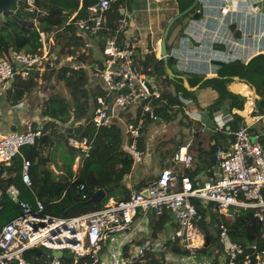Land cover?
I'll return each mask as SVG.
<instances>
[{
  "label": "built area",
  "instance_id": "obj_1",
  "mask_svg": "<svg viewBox=\"0 0 264 264\" xmlns=\"http://www.w3.org/2000/svg\"><path fill=\"white\" fill-rule=\"evenodd\" d=\"M127 0H98L88 7V14L78 19L77 36L82 39L80 52L93 58L91 64L78 60L79 52L64 57L71 69H91V87L100 88L94 99L96 107L86 122L95 128L115 126L123 140L120 151L132 153L134 164L141 162L143 151L138 148L144 123L156 120L154 102L163 101L167 90L151 68L135 62L134 38L128 34L129 15L114 3ZM236 3L237 1L234 0ZM242 12L246 9L260 14L259 4L264 0H238ZM82 0H79L81 7ZM232 0H221L218 12L225 17L231 11ZM19 0L17 7L19 8ZM24 10L31 22L38 26L40 16L46 14L35 7V0H24ZM237 9V5H232ZM70 13L65 26L77 15ZM263 14V13H262ZM54 34H40L42 47L34 53L10 51L0 59V91L12 85L17 76L27 79L32 70H41L47 60ZM160 56V55H159ZM161 60V56L159 57ZM112 97H110V95ZM255 110L252 107L251 116ZM264 112L252 117V123L240 120V126L229 131L230 143L217 146L215 161L218 169L207 174L191 175L193 156L190 144L180 145L165 162L155 180L128 196L103 204L95 211L71 217H54L45 213L44 203L34 196L33 203L19 200L20 192L14 186L7 188L9 198L19 207V214L0 226V264H150L154 257L162 264H264V249L256 243L234 242L225 224L220 223L217 241L202 251L203 234L198 226L199 209L212 210L226 218H233L241 210L253 211L259 222H264V146L259 140L262 130L251 131L261 125ZM50 118L41 115L35 124L27 122L21 131L0 128V162L9 164L21 156L20 149L32 146L46 134L44 124ZM63 128L65 126L59 125ZM264 124H262V128ZM223 129L222 125L218 130ZM64 133V131H63ZM128 142V143H126ZM66 144L78 151L74 158L76 172L82 160L92 150V140L67 136ZM31 163L23 158L20 171L22 183L31 187ZM214 174V176H213ZM76 179V176L71 180ZM81 200L88 194L83 183L76 187ZM211 205V207H210ZM3 206L0 205V210ZM167 217L162 233L152 237L154 218ZM152 238L137 244L138 236ZM44 247L49 252L46 261L28 262L26 251ZM175 249H178L175 251ZM52 251L71 253L70 259L51 257ZM64 260H69L65 262Z\"/></svg>",
  "mask_w": 264,
  "mask_h": 264
},
{
  "label": "trees",
  "instance_id": "obj_2",
  "mask_svg": "<svg viewBox=\"0 0 264 264\" xmlns=\"http://www.w3.org/2000/svg\"><path fill=\"white\" fill-rule=\"evenodd\" d=\"M97 2L98 0H82L81 7L78 10L79 0H35V7L46 13L40 16L38 26L31 22V16L26 11H21L23 15L7 12L3 14V18H0V59L8 55L10 51L34 53L42 47L40 34H54L53 44H51L48 58L43 64L44 70L42 73L35 69L31 71L27 79L17 76L12 82L11 88L6 92V101L9 103L20 101L27 93L35 91L37 87L44 90L47 86L46 84L50 81L53 82L50 87L55 88V85L60 84V86H64L68 95L65 97L59 91L50 93L49 97L43 102L41 111L43 116L51 119V121H47L44 124L46 134L35 145L24 146L21 156L15 157L11 163H0V205L3 206V209V201L9 199V202L16 206L18 214L20 212L18 205L7 194V188L10 185L16 186L19 190V200L33 203L35 196L44 203L46 214L50 215L51 211L59 213V215L55 216L50 215L54 217H71L69 213L73 210L78 209L81 211L76 214L79 215L95 211L101 207V204L79 205L67 213L65 212L72 203L83 202L80 195L76 193V187L79 183L85 185L88 197L97 189H103L106 193L107 202L110 199L116 200L117 198L128 196L130 193V190L124 188L123 180L131 173L132 160L120 151L122 145L120 130L115 126L97 129L91 124L82 123L75 126L77 122H86L88 120L96 107L94 97L96 93H101V90L99 88L96 91L90 85L91 69H71L69 63L64 61V57L79 52L78 60L88 65L94 62V59L98 61L97 56L93 58V55L90 54L91 62H89V58L80 52L82 39L77 36V26L75 24L78 19L88 14V7ZM77 10L76 17L69 25L65 26L70 13ZM114 10H116V7ZM175 24V22L172 24L168 36ZM3 31L12 34V40L7 39ZM170 62L169 60V67L171 65ZM147 63L148 61L145 65ZM242 69L241 79L256 86L260 84V86H263L259 109L264 108V55H259L258 61L252 59ZM245 70H249L250 74ZM155 72L159 76L164 75L165 81L174 87V91L162 93L164 101L154 102L155 112L161 120H172L175 117H172V114L176 115L172 107L178 106L180 109L181 106V101L177 94L182 93L183 96H188L192 93L184 88L180 79L167 77L161 60L156 63ZM249 75H259L260 77L257 81H254ZM207 82H213L216 85L215 87H218L217 92L219 94L217 101L208 107L211 112L216 111L227 98L231 99V108L242 110L243 101L227 91L224 86L227 81L215 78L206 81L205 84ZM241 98L244 100L243 97ZM234 117H237V115H234ZM59 125L72 129V134L76 138L86 137L88 140H92V150L89 156L82 160L77 175H73L72 165L78 151L66 144L65 154L67 157L62 162L61 169L63 176L61 179L58 176L56 179H52L53 173L46 168L50 160L47 156H43L42 153L45 149L54 147V142L57 140L58 134H60L58 133L59 130H57ZM229 125L230 129L239 127L237 121L231 122ZM22 156L31 163L29 168L30 188H26L21 181ZM38 167L41 168L40 172H36ZM75 176L76 179L72 182L71 180ZM140 187L141 185L137 186L136 189H140ZM119 188H122L123 192H120ZM120 193H122V197H118ZM3 209L0 210V213ZM199 214L198 226L204 238L202 251L216 243L220 223L225 224L228 228L229 235L234 242L243 244L256 243L260 249H264V222H259L253 211L241 210L233 218H226L212 210L200 208ZM166 221V216L154 220L152 237H155L159 230L164 227ZM177 250L175 249V251ZM48 252L44 247H37L26 251L23 257L26 261L32 263L46 261ZM64 261L69 262V260ZM150 264L162 263L152 257Z\"/></svg>",
  "mask_w": 264,
  "mask_h": 264
},
{
  "label": "crops",
  "instance_id": "obj_3",
  "mask_svg": "<svg viewBox=\"0 0 264 264\" xmlns=\"http://www.w3.org/2000/svg\"><path fill=\"white\" fill-rule=\"evenodd\" d=\"M196 1V7L189 12L191 16L182 31H180L181 35L177 38V45L172 46L170 51L167 50V65L170 60L171 65L168 67L173 74L172 77L167 75L165 69L164 71L167 77L180 79L184 88L192 93L188 96H183L182 93H178L177 96L181 101L180 109L178 106H174L172 109L175 113L176 110H180L184 116L189 118L192 122L197 123L196 128L198 132L210 135L211 139L208 142V148L205 145L203 146V143L199 141V146L203 149L198 153L204 154L209 165L214 166L216 165V161H214V159L211 160L210 157L215 155L217 146H224L230 143L231 136L228 132L235 130L230 129L229 123L237 121L238 126L241 124L240 120L248 124L252 123V117L254 115H249L245 119L241 118L243 115L242 111L245 110V103L248 100V97L242 95L248 90L246 89L241 93L244 86L251 92L252 107L255 106L253 112L260 110L259 102L262 100L261 91L263 90V86H260L261 84L257 86L255 84H250L246 80L241 79L240 74L243 72L242 68L247 66L252 59L258 61L259 55H264V2L257 3L262 9V12L259 15H255L246 11V9L242 12V9H244L242 8V3L238 0L234 3L235 1L232 0V2L229 3L231 12L223 17L219 14L217 9L221 0ZM193 2L194 0H127L112 5V10L115 9V7H119V9H121L120 13L124 10L129 15L130 27L128 34L134 38L135 62L140 67L153 69L154 75H156L162 83L165 82V76H159L155 72V65L157 61H160L159 42L166 27L165 25H167L170 18L186 10ZM234 4L237 5V9L232 8ZM176 21L174 22L176 23ZM177 31L178 29L175 30V32ZM168 38H166V41ZM147 61L148 63L145 65ZM245 71L250 74L249 70ZM215 78H221L227 81L224 85L227 91L236 95L243 101L242 110L234 107L231 108L232 103L229 98L225 99L216 111L211 112L208 109L209 106L217 101L219 94L217 92L218 87H215L216 85L213 84V82L205 83ZM202 85H204L205 88L198 91L201 89ZM233 85H237L240 90L236 92L233 91ZM10 88L11 86L3 90L1 89L0 91V118L4 120V125L3 127L0 126V128L8 132L21 131L24 129L27 122L35 124V121L39 119L40 115H37L38 112H34L35 110L33 112L27 111L29 108L27 99L28 93L20 101H14L13 103L7 102L5 96ZM167 91H170V89L167 88ZM240 96L243 97L244 100ZM25 107L27 109H25ZM262 111L264 112V109ZM234 115H237V117H234ZM176 116L177 114L172 120H175ZM146 121L160 123L162 120L157 115L156 120L147 119ZM219 125H222L223 129L218 130ZM257 128L263 131V129H261L262 124H255L251 128V131H256ZM65 129H67V127L57 128L60 134H62ZM205 129H207V131ZM198 138L203 139L202 136ZM55 143L56 140L54 145ZM186 143H189V141H186ZM140 144L141 139L138 143V148L145 154ZM191 155L193 156V154ZM127 156L130 158L132 157L130 153ZM168 159H166L165 162ZM193 159V170L191 175L210 173V168L198 170L199 166L196 165L194 156ZM139 163H143V157ZM137 164L138 163L134 164L132 160L131 173L123 180L124 188L130 191L136 189L139 185L143 187L145 184L152 181L144 182L143 177L145 174L147 175L148 169L136 168ZM164 164L160 167L161 164L156 161L154 165L156 166V170H158L159 167L161 170ZM51 165L52 164L48 162L47 168L50 169ZM160 170L158 173H155V178L160 173ZM119 190L123 192L122 188H119ZM118 197H122V193H120ZM112 201L113 199H110L108 203ZM2 224L3 222H0V226Z\"/></svg>",
  "mask_w": 264,
  "mask_h": 264
},
{
  "label": "rangeland",
  "instance_id": "obj_4",
  "mask_svg": "<svg viewBox=\"0 0 264 264\" xmlns=\"http://www.w3.org/2000/svg\"><path fill=\"white\" fill-rule=\"evenodd\" d=\"M18 4H19V10L25 11L23 9L25 6L24 0H19ZM190 16L191 15L188 13L182 17L183 19L182 18L177 19L176 24L171 29L169 38L166 41V47H167L168 51H170L172 46L177 45V42H178L177 38L179 35H181L180 31H182L183 27L186 25ZM176 29H178L177 32H175ZM3 34L5 35V37H7V39L12 40V34H10L7 31H3ZM43 70H44V66L41 68L40 73H42ZM250 77L253 78L254 81H257L260 76L259 75H253ZM157 83L162 85L164 88H169L170 92L174 91L173 85L172 84L169 85L166 81L163 83L162 82H160V83L157 82ZM190 83L193 84L192 82H190ZM46 85L47 86L44 88V90L42 88L40 89L39 87H37L35 89V91L33 90V91L28 93L27 99L29 102V108L27 109L25 107V109H27L28 112L29 111L33 112L35 110L34 112H38L37 115L41 116L42 113H39V112H41L43 109V102L49 97L50 93H52L53 91H59L65 97L68 96L65 92L64 86H60V84H57V85H55V88L50 87V85H53L52 81L48 82ZM93 88L96 91L98 89V87H93ZM204 88H205L204 85H202L201 89H199L198 91H201ZM165 91H167V90H165ZM112 95L113 94H111L110 97H112ZM246 108H247V105L245 104V109ZM262 109H264V108H262ZM262 109H260L259 111L256 110L255 112L252 113V115H254V117H255L257 115L262 114L263 113ZM176 114H177V116H176L175 120H164L163 119L160 123H156L153 121H146L144 124L140 146L144 150L145 154L143 156V163H138L137 167H136V168H140V169H142V168L148 169L147 175H150V176H147L145 174L143 177L144 182H147L150 180H155L154 175H156L155 174L156 172L157 173L159 172L160 167L162 166V164H164L165 160L172 156L175 148L178 145L185 144L186 141H189V143L191 144V147L189 148V152L191 154H193V156L195 158V163L197 166H199L198 170L210 168L209 172L211 173L212 171L218 169L217 165H214V166L209 165V162H208L206 156H204V154L198 153L200 150L203 149L199 146V141H201V143H203V146L205 145L208 148V142L211 139L210 135H208V134L206 135L204 133L198 132V129L196 128L197 123L192 122L189 118L184 116L180 110H176ZM174 116L175 115L172 114V117H174ZM210 118H212V117H210ZM261 124H264V119L261 120ZM3 125H4V120L2 118H0V126L3 127ZM66 130L67 129L63 130L65 133L58 134V137H57V140H56L54 147L45 149L42 153L43 156H47L49 158V160H50L49 163L52 164L50 169L47 168V165H46V168L49 171H51L56 177L58 176L59 179H61L63 176L62 171H61L62 162L65 161V157H67V155L65 154V151L67 149L66 148L67 147V145H66ZM256 131H257V129H256ZM262 133H263V135H259V140H260L261 144L264 146V128H263ZM200 136H202L203 139H199L198 137H200ZM126 143H128V142H126ZM22 148L20 149L21 154H22ZM63 154H65V155H63ZM156 161H158L161 164L160 167L158 168V170H156V166L154 165ZM40 170H41V168L38 167L36 169V172H40ZM75 170H76V164H73L72 165L73 175H77V172ZM213 176H214V174H213ZM261 194H262V196H264V190L262 191ZM102 203L103 204L107 203L106 197L103 199ZM3 204H4V209L0 213V222L5 223V222L9 221L10 219H12L13 217L17 216L18 210L16 209V206L14 204L9 202V199H5L3 201ZM210 207H211V205H210ZM79 212H81V211H79L78 209L73 210L69 213V216L76 215ZM49 214L54 215V216L59 215V213H56L54 211H51ZM153 220H155V218ZM152 230H153V227H152ZM162 232H164V230L161 228L158 233H162ZM151 239L152 238H150V237H145V236L140 235L137 237L136 243L142 244L144 242L150 241Z\"/></svg>",
  "mask_w": 264,
  "mask_h": 264
},
{
  "label": "water",
  "instance_id": "obj_5",
  "mask_svg": "<svg viewBox=\"0 0 264 264\" xmlns=\"http://www.w3.org/2000/svg\"><path fill=\"white\" fill-rule=\"evenodd\" d=\"M17 2L18 0H0V18H3V14L7 13V12H11L13 14L16 15H23L21 13V11L19 10V8L17 7ZM197 1L194 0L193 4L188 7L186 10H184L183 12L175 15L174 17H172L163 32V35L160 39L159 42V55L162 58L163 61V65H164V69L167 73V75L169 77H172V72L169 69L168 65H167V49H166V38L168 37V33L169 30L172 26V24L174 23V21H176L177 19L183 17L184 15L188 14L192 9H194L196 7ZM123 13V12H122ZM260 103V102H259ZM207 131V129H205ZM211 131V130H210ZM67 136L71 137L72 136V129H67ZM130 155H132L131 152H129ZM215 155H212L210 157L211 160L214 159L215 161ZM52 179H55V175H52ZM106 197V193L103 189H97L96 191H94L91 196L83 201V202H74L71 205H69V207L65 210V212L67 213L68 211H70L71 209H73L76 206L79 205H97V204H101V202L103 201V199ZM57 257V258H65V259H70L72 258V254L71 253H62L61 251H52L51 252V257Z\"/></svg>",
  "mask_w": 264,
  "mask_h": 264
},
{
  "label": "bare ground",
  "instance_id": "obj_6",
  "mask_svg": "<svg viewBox=\"0 0 264 264\" xmlns=\"http://www.w3.org/2000/svg\"><path fill=\"white\" fill-rule=\"evenodd\" d=\"M244 86V85H243ZM243 90H241V93H243V91H245L246 89L248 90L246 93H244V94H242L243 96H245V97H248V100H247V102L245 103L246 105H247V108L245 109V110H243L242 111V114L243 115H246V114H248L249 113V111L251 110V108H252V98L250 97V95H251V92L249 91V89L248 88H246V86H244L243 88H242ZM232 90L233 91H239L240 89H239V87L237 86V85H233L232 86ZM253 94V93H252ZM1 161V160H0ZM115 202V200H113L112 202H110V203H108V204H112V203H114Z\"/></svg>",
  "mask_w": 264,
  "mask_h": 264
}]
</instances>
